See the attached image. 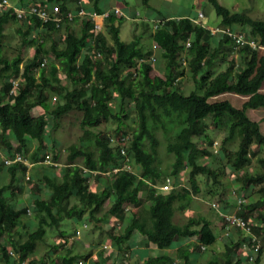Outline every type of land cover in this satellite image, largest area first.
Instances as JSON below:
<instances>
[{
  "label": "trees",
  "instance_id": "obj_1",
  "mask_svg": "<svg viewBox=\"0 0 264 264\" xmlns=\"http://www.w3.org/2000/svg\"><path fill=\"white\" fill-rule=\"evenodd\" d=\"M89 1L88 6L82 0H17L0 7V174L6 172L5 183L0 182V264H37L31 256L46 240V228L59 226L64 218L81 222L74 229L77 236L87 226L86 220L99 221L109 215L118 218L120 225L109 234L118 249L125 244L132 251L139 239L159 248L178 246L176 255L186 264L190 246L203 251L216 239L211 220L202 212L186 213L181 222L174 220L200 192L199 174L209 175L216 183L233 178L239 192L253 197L239 205L237 214L248 219L252 233L261 237L253 264H264L260 260L264 251V154L256 157L258 166L250 169L252 156L264 145V134L247 114L250 108L264 106V51L257 47L264 46V15L253 17L246 11H231L219 0H207L219 19L215 26L197 20L204 13L162 15L152 30L148 20H141L140 34L124 41L119 35L121 14L109 10L103 28L98 29L92 17L77 13L80 8L103 12L98 0ZM141 2L148 5V0ZM54 4L60 9L58 26L33 12L17 15L18 9L31 5L48 9ZM9 22L18 27L16 45L5 42ZM215 27L225 31L212 32ZM143 32L160 48L155 57L163 63V75L153 73V49L144 47ZM233 33L243 34L244 40L237 41ZM27 42L34 48L30 60L24 61ZM217 60L226 65L214 73ZM185 66L194 82L187 93L180 86ZM14 78L18 84L10 91ZM51 89L59 97L51 99ZM225 92L245 99L239 107L226 98L212 99ZM72 109L82 113L80 126L88 142L72 143L66 160L58 164L56 141L47 132ZM206 118L226 132L217 151L193 139L206 134ZM110 120L114 124L109 130L99 127ZM130 123L133 127L127 129ZM159 134L165 138V155L171 156L165 166L158 152ZM251 144H256L255 150ZM50 147L52 162H45ZM16 154L19 160L5 162ZM28 161L40 163L41 171L31 174ZM184 170L186 183L177 184ZM167 177L173 186L161 189ZM22 179L34 187L30 203L15 197ZM30 208L34 226L21 240L19 227L27 226L25 214ZM83 242L75 239L74 245L81 248ZM237 244L225 243L220 256L204 264H242ZM49 246L57 248L58 243ZM86 257L62 255L63 264H82L81 258ZM144 257L141 262L150 264H166L172 258L168 253ZM121 263L127 261L114 264Z\"/></svg>",
  "mask_w": 264,
  "mask_h": 264
},
{
  "label": "rangeland",
  "instance_id": "obj_2",
  "mask_svg": "<svg viewBox=\"0 0 264 264\" xmlns=\"http://www.w3.org/2000/svg\"><path fill=\"white\" fill-rule=\"evenodd\" d=\"M17 0H8L11 5H14V2ZM180 1V5H182L181 9L178 7V11H187L190 14L193 12L196 13L198 9H201L204 13V16L197 17L203 25L205 26H215L219 22L217 15L215 14L212 5L207 0H178ZM221 4L225 5L231 11H246L249 15L253 17H261L264 15V0H219ZM124 6L128 7L129 11H132L133 15H124L122 16L121 21L119 22V35L120 38L124 41H129L134 37V34H140V30L142 29L141 20L145 16L144 14L149 11L146 6L140 2V0H121ZM13 3V4H12ZM149 28L152 30L154 22L149 20ZM140 22V23H139ZM17 25L13 22H9L6 26V37L5 42L10 45H16L19 43L20 35L17 32ZM103 28V27H102ZM145 31V30H143ZM245 37L249 34L247 33V28H244ZM221 33V32H220ZM32 35L35 37H39L37 34ZM247 35V36H246ZM141 41L144 44L145 48L151 47L153 49L152 56L157 55L160 48L151 40L148 33H141ZM254 40L250 39V43H253ZM257 46V45H256ZM260 50L264 51V46H257ZM34 44L32 42H27L23 47V60H30L33 54ZM46 49L49 50V45L46 46ZM232 54L237 55V51H233ZM158 56V55H157ZM231 55L228 57L230 59ZM49 60L47 59L46 62ZM45 62V64H46ZM155 63V64H154ZM228 63V60H227ZM153 73L163 75V63L161 61H153ZM226 62L224 60H217L213 67L212 72L216 73L218 70L225 68ZM47 68V65H46ZM187 66H185V72L187 71ZM181 88L183 92L187 93L194 87L193 78L186 72L185 76L182 77L181 80ZM54 95V96H53ZM49 96H53L54 98L59 97L58 91L55 89H51ZM51 97V99H54ZM229 99L235 106L239 107L241 102L245 99V96L235 94L232 92L221 93L218 96L212 99ZM59 98H57L58 100ZM248 116L258 123V126L261 132L264 134V106L258 108H250L247 110ZM81 118L82 113L77 109H72L69 112L62 114L58 118V123L47 132V137L50 140H55L54 144L55 149L58 150V164H62L66 160V155L68 153V148L72 143L82 145L88 142L87 133H84L81 128ZM210 119L206 118V134L205 135H194L193 139L199 145H208L212 148L213 151H217L220 147V143L224 135L225 131L220 130L219 128L214 127L210 124ZM49 121H52L50 118ZM113 121H107L102 123L99 127H103L106 130H109L113 125ZM127 129H131L133 124H126ZM130 132V130H129ZM130 136V135H129ZM239 137V136H238ZM160 145L158 146V152L160 157L162 156V164L165 166L168 161L171 159V156L165 155V146L163 135L159 134ZM237 141V139H236ZM123 139L121 140V144ZM235 144L232 142L231 145ZM256 149V144H251V150ZM257 151V155L252 156V165L250 169H254L258 166V162L256 157L264 154V145L259 147ZM47 158L45 162L51 161L54 151L52 147L48 148ZM52 162V161H51ZM27 169L30 173H39L41 171V166L39 164H32L28 161ZM127 167V165H126ZM186 170H184L179 176L178 184L186 183ZM198 183L200 185V192L195 195L194 201L190 204V207L184 212H177L174 216V220L177 222H181L186 218L188 214H193L197 212L204 213L212 222L213 230L216 234L215 241L206 247L203 251L199 249L196 245L190 246L188 249L189 258L186 264H204L208 261V259L213 257H219L220 254L225 249V243L235 242L237 244V255L240 254V242L244 232H242L239 228L235 226L226 225L224 219L219 218L217 215L218 210L210 205L212 202H216L217 205H223V209L232 211L237 207L236 202V194L243 195L238 191V185L234 182L233 178H224L223 182L216 183L212 180V178L207 174H199L197 176ZM6 181V172L3 171L0 174V182L5 183ZM21 188L19 191L15 192V197L24 199L27 203L31 202V195L34 194L35 190L32 186V183L28 180H20ZM233 191L236 193H233ZM253 197L247 196L246 200L249 202ZM72 201H77V197H72ZM109 203L104 204V208H107ZM130 205L124 209L127 213L129 212ZM101 210L98 212V215H101L103 212ZM190 211V212H189ZM254 215V214H252ZM27 217V226H20L19 230L21 231V240L24 239L27 232L33 229V210L30 208V211H27L25 214ZM75 221V220H74ZM72 218H64L59 226H49L46 228V240L37 245L34 254L31 256L32 260L37 264H63L62 255L65 254H75L79 255H87L85 259L81 258L82 264H91L93 261H98L100 263H118L120 261H127L126 264H150L148 262H141V259L144 257V252H139L138 250L132 251L131 248H127L125 244L123 247L118 249L117 245L113 244L110 239V231L116 232L119 229L118 218L113 215H109L107 219H101L99 221L86 220L87 226L85 228H80V233L75 236L74 229L81 222H74ZM122 228V227H121ZM63 231V234L61 233ZM224 231V236H223ZM75 239H79L84 241L82 247L79 248L75 246ZM225 240V241H224ZM58 241V242H57ZM58 243L57 248H53L49 246V244ZM107 245V246H105ZM110 245V246H109ZM137 246L149 245L146 243V240H138L136 242ZM136 246V247H137ZM176 249V248H175ZM175 249L169 248L164 252L171 255V259L166 264H172L171 260L178 257ZM69 250L67 253L66 251ZM150 252L154 255L158 253L157 249L150 250ZM264 253V251H263ZM246 254V252H242V255ZM244 259H246L244 264H253V261L247 259L244 255ZM80 261V259L78 260ZM181 263H184V258H181ZM264 259L262 260V262ZM1 262V261H0ZM42 262V263H41ZM171 262V263H170ZM79 262L78 264H80ZM74 264V263H72ZM122 264V263H121ZM243 264V262H242Z\"/></svg>",
  "mask_w": 264,
  "mask_h": 264
},
{
  "label": "built area",
  "instance_id": "obj_3",
  "mask_svg": "<svg viewBox=\"0 0 264 264\" xmlns=\"http://www.w3.org/2000/svg\"><path fill=\"white\" fill-rule=\"evenodd\" d=\"M10 6L11 4L8 2V0H0V7L2 6ZM114 13L117 14H121V10L118 7H114L113 9ZM24 11H28V12H33L36 13L41 19H43L44 21L48 20L49 18L52 19V21L55 22V25L58 26L60 21H61V17H60V9L59 6L54 4L52 5L50 8L48 9H41L39 8L37 5H31L30 7H28L26 10L24 9H18L17 10V15L20 16L22 12ZM109 11H104L102 13H97L96 11H86L83 8H80L77 13L78 14H87L90 17H92V19L94 20V25L96 28L98 29H102L103 27V23H101L100 21L97 20V18L99 16L105 17L108 14ZM71 13L72 12H68L67 15L69 18H71ZM199 16H202V10H198L197 11ZM157 23H154V26H156ZM212 32H224L225 29L221 28V27H215L211 30ZM231 34V33H230ZM234 37H236V40H244L243 38V34H234ZM250 42V41H249ZM254 44H252L253 46H256L255 42H253ZM151 60L152 61H156V57L155 56H151ZM18 78H14L12 79V86L13 88H11L10 91H12L14 89V87L18 84ZM54 98V97H52ZM55 99V98H54ZM21 157L19 154H16L14 158H9V159H5V162H12L14 160H19ZM47 158V157H46ZM129 167V166H128ZM115 169V168H114ZM28 177V175L26 176V178ZM178 184V183H177ZM173 186V181L171 178L167 177L166 181L159 186L161 189H169ZM233 193H235L233 191ZM236 194V193H235ZM246 196L245 195H237L236 194V202H237V207L234 208L232 211L230 210H225L223 209V205H217L216 202H212L210 203V205L214 208H216L221 215L224 216V220L226 222V225H232L235 226L237 228H239L242 232H244V235L242 236L241 240H240V253L242 252H246V254H244L248 260L250 261H254L256 255L259 253L260 247H261V237L257 236L255 234L252 233V228H251V223L248 219H245L243 216L237 214V209L239 208V205L243 202H246ZM85 225V224H84ZM202 248H204V246H201ZM22 264H24L22 262ZM172 264H183L181 262L178 261V259H174L172 261Z\"/></svg>",
  "mask_w": 264,
  "mask_h": 264
},
{
  "label": "crops",
  "instance_id": "obj_4",
  "mask_svg": "<svg viewBox=\"0 0 264 264\" xmlns=\"http://www.w3.org/2000/svg\"><path fill=\"white\" fill-rule=\"evenodd\" d=\"M82 2H84L88 6L91 3V1H89V0H82ZM140 2H141V0H140ZM179 3H180V1H178V0H148V5H145V6H146V8L149 11H147L144 14L145 16L143 17L142 20H148V21L152 20V22H156V21H159L161 19L162 15L165 16V17H169V16H171V17H180V16H184V15H197V11L200 10V9H198L196 11V13L193 12V14H190L187 11H180V10L178 11L177 8L180 7V6L182 7V5H180ZM98 5L103 7V9H104L103 12L112 10L114 7H118L121 10V15L122 16H124V15H133L132 14L133 12L129 11L128 7L124 6V4L121 2V0H98ZM181 7H180V9H181ZM97 20L100 21L101 23H103L104 17L99 16L97 18ZM156 52H159V50L156 51ZM223 236H224V231H223ZM140 240H142V239H140ZM183 243H185V241ZM136 246L137 245L134 246L135 247L134 248L135 251H137V250L139 252L143 251L144 252V256L145 255L146 256H148V255L155 256L154 254H152L150 252V250H154V249L158 250V253L156 255H161V254L165 253L164 251L166 249H169V248H172V249L176 248L177 249L178 248V246L162 247V248L155 247L153 245H143V246H141L142 248H140V246H137V247ZM176 249H175V252H176ZM239 256L243 257L244 255H242V253H240ZM177 259H178L179 262H182L181 258L177 257ZM263 259H264V253H262L260 255L261 262H262ZM245 261H246V259L243 260V264L245 263Z\"/></svg>",
  "mask_w": 264,
  "mask_h": 264
}]
</instances>
